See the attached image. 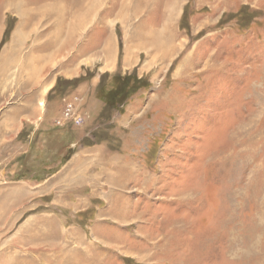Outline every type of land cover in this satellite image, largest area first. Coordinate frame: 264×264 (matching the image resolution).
I'll list each match as a JSON object with an SVG mask.
<instances>
[{"label":"rangeland","instance_id":"1","mask_svg":"<svg viewBox=\"0 0 264 264\" xmlns=\"http://www.w3.org/2000/svg\"><path fill=\"white\" fill-rule=\"evenodd\" d=\"M18 34L57 81L0 99V264H264V0H0Z\"/></svg>","mask_w":264,"mask_h":264},{"label":"crops","instance_id":"2","mask_svg":"<svg viewBox=\"0 0 264 264\" xmlns=\"http://www.w3.org/2000/svg\"><path fill=\"white\" fill-rule=\"evenodd\" d=\"M20 35L22 34L12 35L6 45L0 50V99L7 103L10 102L6 100L9 96H14L15 92L19 94L18 98L23 100L22 107L28 108L26 111L23 110L19 113V115H21L20 117L24 119L25 117L28 118L31 116L29 109L31 107H36L34 103L31 104L32 100L34 101L36 97L48 96L53 86L56 85L57 78H55V76H48L47 69L52 67L51 64L48 63L47 57L51 55L50 51H47L48 48L45 47V45L32 47V53L38 55L32 56L30 53L26 54L23 58H19L16 55L15 42L24 43V40H22V38L20 39ZM2 38L3 37L0 38V42H2ZM37 38L39 37H36L35 41L38 40ZM52 53H55V48ZM116 63L117 60L114 61V64L113 61H109V63L105 62L104 65L108 64V67H114ZM15 69H17V71ZM109 69L111 70V68ZM98 78L99 76H95L94 74L86 81L94 83ZM47 96L45 97L46 100ZM12 103L13 101L10 102V104ZM18 112H20V110ZM21 121L17 124L14 120L16 124L14 126L15 135L18 134L23 127L24 122Z\"/></svg>","mask_w":264,"mask_h":264},{"label":"trees","instance_id":"3","mask_svg":"<svg viewBox=\"0 0 264 264\" xmlns=\"http://www.w3.org/2000/svg\"><path fill=\"white\" fill-rule=\"evenodd\" d=\"M124 79L125 81H127L128 77L125 76ZM124 79H119L110 91L111 95L113 97H117L118 101H120L123 97H125L126 94L130 93V91L132 90V88L125 83ZM72 80L74 79H71L69 81Z\"/></svg>","mask_w":264,"mask_h":264},{"label":"built area","instance_id":"4","mask_svg":"<svg viewBox=\"0 0 264 264\" xmlns=\"http://www.w3.org/2000/svg\"><path fill=\"white\" fill-rule=\"evenodd\" d=\"M66 116L68 117V122L69 124H73V125H79L82 123V117H80L79 115H74L71 114V107H67V111H66ZM56 123L58 125H60V121L57 120Z\"/></svg>","mask_w":264,"mask_h":264},{"label":"bare ground","instance_id":"5","mask_svg":"<svg viewBox=\"0 0 264 264\" xmlns=\"http://www.w3.org/2000/svg\"><path fill=\"white\" fill-rule=\"evenodd\" d=\"M40 104H42V102Z\"/></svg>","mask_w":264,"mask_h":264}]
</instances>
